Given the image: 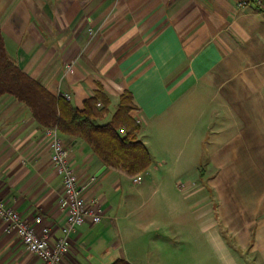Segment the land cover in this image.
Returning <instances> with one entry per match:
<instances>
[{"label":"crops","instance_id":"1","mask_svg":"<svg viewBox=\"0 0 264 264\" xmlns=\"http://www.w3.org/2000/svg\"><path fill=\"white\" fill-rule=\"evenodd\" d=\"M0 24L20 67L52 92L70 93L76 106L102 88L113 109L131 90L138 136L152 155L145 172L152 180L134 191L132 177L102 163L80 138L61 134L80 181L89 184L87 205L104 210L100 222L87 218L72 231L62 264H111L118 257L149 263L127 252L130 243L146 241L132 233L131 213L155 181L159 129L169 125L175 134L172 122L188 120L200 158L174 180L201 188L191 203L201 222L159 226L155 244L163 264L176 237L198 241L199 231L220 264H264V11L258 0H0ZM71 60L74 73L66 70ZM47 129L15 97L0 100V196L31 222L41 215L38 229L50 227L53 242L66 213L58 204L64 186ZM204 201L211 206L204 209ZM211 250L198 264H215ZM179 252L174 264H184ZM0 264H42L1 217Z\"/></svg>","mask_w":264,"mask_h":264},{"label":"trees","instance_id":"2","mask_svg":"<svg viewBox=\"0 0 264 264\" xmlns=\"http://www.w3.org/2000/svg\"><path fill=\"white\" fill-rule=\"evenodd\" d=\"M6 95L25 104L40 126H56L62 135L80 138L112 170L135 178L153 163L149 147L138 136L141 123L131 114L137 108L131 90L121 93L113 109L102 88L82 108L76 106L72 98L52 92L20 67L8 52L0 24V100ZM106 115L110 117L102 122ZM200 174L204 176V168ZM111 264L133 263L118 257Z\"/></svg>","mask_w":264,"mask_h":264},{"label":"rangeland","instance_id":"3","mask_svg":"<svg viewBox=\"0 0 264 264\" xmlns=\"http://www.w3.org/2000/svg\"><path fill=\"white\" fill-rule=\"evenodd\" d=\"M190 116L189 114L186 117L190 118ZM172 124L176 127L177 132L175 134L170 133L169 125L166 126V131L159 129L162 137L161 149L153 150V154L156 156L154 164L157 163V167L153 169L154 172L152 173L155 181L143 188V201L145 202L141 208H135L131 213V220L135 223L132 233H140V236H146V241L139 240V242L130 243L127 247V252L131 256L140 255L144 259L148 258V264H163L160 257L161 249L155 244V241L159 239L160 225L172 226L179 223L196 225L201 222V220H197L191 204L201 188L196 190L197 188H190L187 183L181 182L178 184L174 180V177L180 176L183 171L191 170L192 165L199 160L200 144L196 141L197 134L191 133L189 120L186 123L180 122L175 125L172 122ZM207 147L208 145L205 143V148ZM150 176L146 173L142 174L140 184L133 183L131 181L133 178L130 179L129 188L134 191L142 188L148 180H152ZM200 204H202L204 209L211 206V203H206L205 201ZM128 232L131 231L128 230ZM132 233L130 235H133ZM187 233L191 234V232ZM193 233L195 236V232ZM122 238L123 241L127 239L125 232ZM178 238L176 237L177 245L183 247L182 257L184 264L203 262L205 254L209 253V255H212L211 249H213V254L216 256L214 263L220 264L219 252L212 248L210 243H207L208 240L203 237L200 231L199 238L196 236L198 241L190 237H186L183 240L179 238V240H182L179 241ZM178 246H169L168 249H165L168 256L167 264H174V258L181 255L179 251L182 249ZM198 246L199 248H197ZM201 259L202 261L200 262Z\"/></svg>","mask_w":264,"mask_h":264},{"label":"built area","instance_id":"4","mask_svg":"<svg viewBox=\"0 0 264 264\" xmlns=\"http://www.w3.org/2000/svg\"><path fill=\"white\" fill-rule=\"evenodd\" d=\"M258 2L264 11V0H258ZM75 63V60H71L66 65L69 73L75 72ZM59 93L71 99L70 93L64 94L60 91ZM46 131L51 140L52 162L57 173L61 175L64 186V191L58 200L59 208L66 213V224L62 228L61 235L51 242L50 227L41 226V229H38V225L43 223L41 215L31 222L19 210L7 204L1 196L0 217L7 222V231L17 234L25 247L37 254L42 264H62L69 250L72 231L87 218L100 222L104 217V210L97 202L91 206L87 205L84 194L89 184L80 181L71 164L73 152L71 145L61 136L56 126L49 127ZM140 177L141 175L135 177L134 181L139 182Z\"/></svg>","mask_w":264,"mask_h":264},{"label":"water","instance_id":"5","mask_svg":"<svg viewBox=\"0 0 264 264\" xmlns=\"http://www.w3.org/2000/svg\"><path fill=\"white\" fill-rule=\"evenodd\" d=\"M104 167H106V165Z\"/></svg>","mask_w":264,"mask_h":264}]
</instances>
